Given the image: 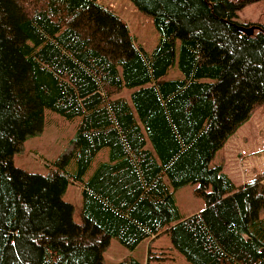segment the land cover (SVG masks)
<instances>
[{"label":"trees","instance_id":"trees-1","mask_svg":"<svg viewBox=\"0 0 264 264\" xmlns=\"http://www.w3.org/2000/svg\"><path fill=\"white\" fill-rule=\"evenodd\" d=\"M131 1L160 33L150 54L95 0H0V264H102L112 237L133 249L160 232L191 264H264V173L238 187L208 166L264 103V22L235 19L252 0ZM176 39L182 77L161 79ZM123 88H135L131 105L113 97ZM45 109L80 121L42 176L12 158ZM103 147L109 161L83 184L79 225L62 193ZM188 183L205 206L180 219L170 187ZM165 260L148 247L144 262L117 264Z\"/></svg>","mask_w":264,"mask_h":264},{"label":"rangeland","instance_id":"rangeland-1","mask_svg":"<svg viewBox=\"0 0 264 264\" xmlns=\"http://www.w3.org/2000/svg\"><path fill=\"white\" fill-rule=\"evenodd\" d=\"M234 2L239 0H232ZM95 3L118 16L127 26L133 44L150 54L160 40V33L154 25L151 15L139 10L131 0H95ZM241 24L264 22V0L246 2L236 12V18ZM180 42L175 40V61L168 68L161 79H175L182 77L178 68ZM135 88H123L113 97H122L130 102V94ZM80 117L67 119L59 113L45 109L43 126L39 132L27 136L18 151L13 155V164L33 174L48 175L57 168L58 161L72 149L73 140ZM146 147L151 149L147 141ZM108 147H103L94 156L90 166L82 176L81 181L69 182L62 199L73 207L72 219L76 224H82V188L102 162H108ZM209 167L219 166L236 186L251 182L256 176L264 173V103L253 106L249 116L229 136L225 143L215 151L209 161ZM70 174L76 171L75 159L71 158L66 165ZM168 184V179L164 177ZM196 183H188L172 192L180 219L200 212L205 203L194 194ZM153 253L163 252L168 264H191L182 253L172 245L166 232L142 240L135 248L128 249L116 238L112 237L109 244L102 250V264H117L127 257H134L145 261L147 248Z\"/></svg>","mask_w":264,"mask_h":264},{"label":"water","instance_id":"water-1","mask_svg":"<svg viewBox=\"0 0 264 264\" xmlns=\"http://www.w3.org/2000/svg\"><path fill=\"white\" fill-rule=\"evenodd\" d=\"M254 29L255 27L254 26H242V27H239V30L246 33L247 35H252L254 33Z\"/></svg>","mask_w":264,"mask_h":264},{"label":"bare ground","instance_id":"bare-ground-1","mask_svg":"<svg viewBox=\"0 0 264 264\" xmlns=\"http://www.w3.org/2000/svg\"><path fill=\"white\" fill-rule=\"evenodd\" d=\"M121 70V69H120ZM241 185V184H240Z\"/></svg>","mask_w":264,"mask_h":264}]
</instances>
